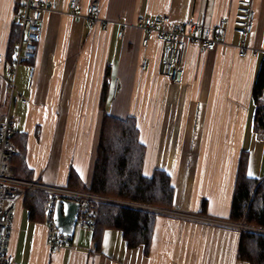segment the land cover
Returning <instances> with one entry per match:
<instances>
[{"label":"crops","instance_id":"crops-1","mask_svg":"<svg viewBox=\"0 0 264 264\" xmlns=\"http://www.w3.org/2000/svg\"><path fill=\"white\" fill-rule=\"evenodd\" d=\"M70 1L41 0L47 10L35 58L16 69L14 163L25 165L29 180L40 185L65 188L74 171L87 187L104 114L133 119L145 150L142 173L161 171L171 179L172 206L156 217L145 255L142 247L128 249L114 230L104 232L99 252L91 233L74 236L70 250H52L45 219L30 222L22 198L14 204L7 244L14 264H246L236 258L239 233L228 226V216L241 153L247 154V177H264V134L259 139L253 133L251 96L264 58V0H253L247 37L232 25L237 0H97L91 25L85 19L91 0H77L74 13ZM19 11L20 0H0L3 59ZM155 15L168 16L172 25L188 19L204 25L226 19L228 25L211 52L183 41L171 82L160 74L159 33L144 47L136 26L138 18ZM8 65L4 59L0 68V114L11 94Z\"/></svg>","mask_w":264,"mask_h":264},{"label":"trees","instance_id":"trees-1","mask_svg":"<svg viewBox=\"0 0 264 264\" xmlns=\"http://www.w3.org/2000/svg\"><path fill=\"white\" fill-rule=\"evenodd\" d=\"M17 4L19 6V3ZM19 33L20 25L14 23L10 30L8 50L4 58L8 63L14 56ZM251 96L255 107L252 130L260 139L264 134V103L262 100L264 97V58L259 66ZM144 156L145 150L139 143L134 120L121 121L104 114L89 186L83 187L76 173L71 171L65 188L146 205L162 211L169 210L172 206L174 192L171 179L161 171H154L151 177H145L142 173ZM12 163L15 165L14 159ZM20 166H16L17 177L29 180L25 165ZM246 171L247 154L241 153L237 164L228 221L238 226L255 229V231L237 230L239 233L237 260L246 264H264V177L251 179L247 177ZM46 203L47 194L45 192L29 190L24 192L23 205L28 212L30 222H44ZM94 210L95 223L90 229L94 252H99L104 232L114 230L121 233L128 249L142 247L145 255L149 253L158 214L101 202L94 203Z\"/></svg>","mask_w":264,"mask_h":264},{"label":"built area","instance_id":"built-area-1","mask_svg":"<svg viewBox=\"0 0 264 264\" xmlns=\"http://www.w3.org/2000/svg\"><path fill=\"white\" fill-rule=\"evenodd\" d=\"M253 0H237L232 25L234 31L242 37L251 35L255 13L253 11ZM22 9L19 18L20 33L15 45L14 56L7 68L9 77L10 100L4 106L0 114V264H14V259L7 252L8 237L10 234V223L13 215L14 204L20 201L26 190L42 191L47 194L45 208V224L48 231V247L52 250L71 249L72 238L59 235L52 223L54 203L57 199L72 201L78 204V216L75 232L91 229L95 223L94 203H108L117 206L129 207L138 210L164 214L165 211L148 207L137 203L100 197L84 192L71 191L61 187H47L35 181L19 179L17 168L12 163L17 151L11 143L14 134L15 120L13 118L12 95L14 93V79L16 69L21 62L32 61L35 58L37 42L40 34V23L46 8L41 0H20ZM78 6L77 0H71L70 11L74 13ZM98 1L91 0L86 8L85 19L88 25L94 21L98 13ZM227 20L220 19L217 23L204 25L199 19H188L182 24L172 25L168 16L155 15L138 18L136 26L144 33L142 45H147L148 39L157 31L163 43L162 61L160 65L161 76L175 82L177 79L179 64L181 62L183 41L198 45L203 51L211 52L219 44L226 32ZM169 27V28H167ZM122 33H120L121 37ZM243 48V46H242ZM245 50L239 54L242 57ZM3 56L0 54V68L3 66ZM147 62L140 64L141 71H145ZM117 92V82L114 85L113 95ZM25 104V99L20 100ZM168 214V213H167Z\"/></svg>","mask_w":264,"mask_h":264},{"label":"water","instance_id":"water-1","mask_svg":"<svg viewBox=\"0 0 264 264\" xmlns=\"http://www.w3.org/2000/svg\"><path fill=\"white\" fill-rule=\"evenodd\" d=\"M78 204L72 201L57 199L54 203L52 223L57 233L71 238L75 234L78 216Z\"/></svg>","mask_w":264,"mask_h":264},{"label":"rangeland","instance_id":"rangeland-1","mask_svg":"<svg viewBox=\"0 0 264 264\" xmlns=\"http://www.w3.org/2000/svg\"><path fill=\"white\" fill-rule=\"evenodd\" d=\"M22 12V11H21ZM21 12L19 11V14H21ZM263 100V99H262ZM111 199H113V198H111ZM115 200H117V199H115ZM148 207H150V206H148ZM152 208H154V207H152ZM172 213H174V212H172ZM169 215H170V213H169ZM231 223V222H230ZM214 224L216 225V226H224V224L223 223H217V222H214ZM232 224V223H231ZM229 224L228 226L229 227H231V228H233L234 230H240V229H243V230H247V231H255V229L254 228H248V227H246V226H238V225H235V224ZM227 226V225H226ZM83 234V233H91V230L90 229H86V230H81V232H78V231H76L75 232V237H80V234ZM78 234H79V236H78Z\"/></svg>","mask_w":264,"mask_h":264},{"label":"bare ground","instance_id":"bare-ground-1","mask_svg":"<svg viewBox=\"0 0 264 264\" xmlns=\"http://www.w3.org/2000/svg\"><path fill=\"white\" fill-rule=\"evenodd\" d=\"M17 41V40H16ZM98 143V142H97ZM13 145V144H12ZM95 164V163H94ZM93 168H94V166H93Z\"/></svg>","mask_w":264,"mask_h":264},{"label":"snow or ice","instance_id":"snow-or-ice-1","mask_svg":"<svg viewBox=\"0 0 264 264\" xmlns=\"http://www.w3.org/2000/svg\"><path fill=\"white\" fill-rule=\"evenodd\" d=\"M249 175H251V172L249 173Z\"/></svg>","mask_w":264,"mask_h":264}]
</instances>
